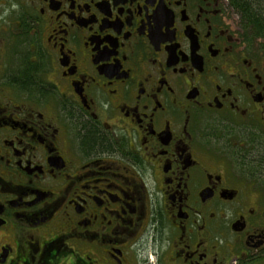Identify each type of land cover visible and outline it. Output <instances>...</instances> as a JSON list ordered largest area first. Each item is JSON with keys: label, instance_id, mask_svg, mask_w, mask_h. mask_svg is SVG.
Here are the masks:
<instances>
[{"label": "flooded vegetation", "instance_id": "af4514ba", "mask_svg": "<svg viewBox=\"0 0 264 264\" xmlns=\"http://www.w3.org/2000/svg\"><path fill=\"white\" fill-rule=\"evenodd\" d=\"M232 1L0 0V264H264V41Z\"/></svg>", "mask_w": 264, "mask_h": 264}, {"label": "trees", "instance_id": "16d2710c", "mask_svg": "<svg viewBox=\"0 0 264 264\" xmlns=\"http://www.w3.org/2000/svg\"><path fill=\"white\" fill-rule=\"evenodd\" d=\"M264 0H233L235 8L242 14L247 27L253 28L257 37L264 41V11L261 2Z\"/></svg>", "mask_w": 264, "mask_h": 264}, {"label": "rangeland", "instance_id": "374dc122", "mask_svg": "<svg viewBox=\"0 0 264 264\" xmlns=\"http://www.w3.org/2000/svg\"><path fill=\"white\" fill-rule=\"evenodd\" d=\"M261 7H262V9H263V11H264V1L261 2ZM258 42H259V41H258Z\"/></svg>", "mask_w": 264, "mask_h": 264}]
</instances>
